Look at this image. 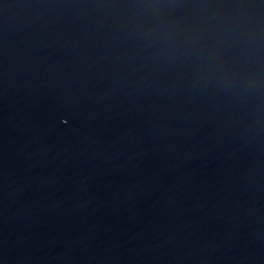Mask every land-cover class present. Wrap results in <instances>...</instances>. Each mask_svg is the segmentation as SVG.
Listing matches in <instances>:
<instances>
[{
  "label": "water",
  "instance_id": "water-1",
  "mask_svg": "<svg viewBox=\"0 0 264 264\" xmlns=\"http://www.w3.org/2000/svg\"><path fill=\"white\" fill-rule=\"evenodd\" d=\"M129 0H0V93Z\"/></svg>",
  "mask_w": 264,
  "mask_h": 264
}]
</instances>
